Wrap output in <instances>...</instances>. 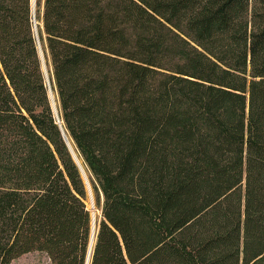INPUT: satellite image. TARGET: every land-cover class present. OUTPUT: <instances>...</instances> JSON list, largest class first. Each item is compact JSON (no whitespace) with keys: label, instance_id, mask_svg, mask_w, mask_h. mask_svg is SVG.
Wrapping results in <instances>:
<instances>
[{"label":"trees","instance_id":"16d2710c","mask_svg":"<svg viewBox=\"0 0 264 264\" xmlns=\"http://www.w3.org/2000/svg\"><path fill=\"white\" fill-rule=\"evenodd\" d=\"M33 9L0 0V264H85L67 143L88 264H264V0Z\"/></svg>","mask_w":264,"mask_h":264},{"label":"rangeland","instance_id":"374dc122","mask_svg":"<svg viewBox=\"0 0 264 264\" xmlns=\"http://www.w3.org/2000/svg\"><path fill=\"white\" fill-rule=\"evenodd\" d=\"M85 205H86L87 210L90 212V217L91 215L93 216L95 214L94 218L96 220V218H98L99 216V211L95 209L93 199L91 197V201H90L89 195H88L87 201L85 202ZM10 264H49V261L47 257L45 256V254L41 252L33 251V252L23 254L17 257L16 259H13Z\"/></svg>","mask_w":264,"mask_h":264},{"label":"water","instance_id":"95a60500","mask_svg":"<svg viewBox=\"0 0 264 264\" xmlns=\"http://www.w3.org/2000/svg\"><path fill=\"white\" fill-rule=\"evenodd\" d=\"M30 2H31V7H32V9H33V6H34V0H30ZM38 53H39V57H40V59H41V67H42V70H43V73H44L45 83H46V85H47V90H48L49 100H50V103H51V107H52V109H53V113H54V115H55V117H56L55 108H54V103H53V98H52L51 91H50V89H49L48 80H47V76H46V72H45V67H44V64H43V61H42L41 52H40V49H39V48H38ZM56 119H57V117H56ZM63 138L65 139L64 136H63ZM66 143H67V141H66ZM67 146H68L69 151H70V153H71L73 159L75 160L77 166L79 167V170H80V172H81V174H82V176H83V179H84L85 184H86V187H87V191H88L89 199H90V201H91V196H90V192H89V189H88V184H87V182H86V178H85V175H84V173H83V170H82L81 167L79 166V163H78V161H77L75 155L73 154L72 149H71L70 146L68 145V143H67ZM91 208H92V206H91ZM93 235H94V223H93V216L91 215V229H90V237H89V244H88V250H87V255H86L85 264H88V259H89V254H90V249H91V245H92V242H93Z\"/></svg>","mask_w":264,"mask_h":264},{"label":"bare ground","instance_id":"6f19581e","mask_svg":"<svg viewBox=\"0 0 264 264\" xmlns=\"http://www.w3.org/2000/svg\"><path fill=\"white\" fill-rule=\"evenodd\" d=\"M35 1V0H34ZM34 10V9H33ZM95 215V214H94ZM94 215H93V223H94V220H95V218H94ZM95 238V237H94ZM93 244V243H92ZM90 258V257H89Z\"/></svg>","mask_w":264,"mask_h":264}]
</instances>
